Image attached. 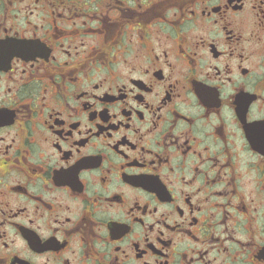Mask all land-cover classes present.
<instances>
[{
  "label": "flooded vegetation",
  "instance_id": "obj_1",
  "mask_svg": "<svg viewBox=\"0 0 264 264\" xmlns=\"http://www.w3.org/2000/svg\"><path fill=\"white\" fill-rule=\"evenodd\" d=\"M0 264H264V0H0Z\"/></svg>",
  "mask_w": 264,
  "mask_h": 264
}]
</instances>
